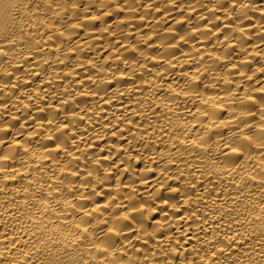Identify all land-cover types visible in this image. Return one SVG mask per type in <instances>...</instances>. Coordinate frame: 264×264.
<instances>
[{
    "label": "bare ground",
    "instance_id": "obj_1",
    "mask_svg": "<svg viewBox=\"0 0 264 264\" xmlns=\"http://www.w3.org/2000/svg\"><path fill=\"white\" fill-rule=\"evenodd\" d=\"M26 12L25 59L0 54V248L20 249L19 264L84 237L101 264L117 251L119 264L259 254V238L233 239L245 214L264 213L259 190L241 200L234 187L264 188L259 17L241 39L230 0H28ZM158 153L171 157L167 185Z\"/></svg>",
    "mask_w": 264,
    "mask_h": 264
},
{
    "label": "clouds",
    "instance_id": "obj_2",
    "mask_svg": "<svg viewBox=\"0 0 264 264\" xmlns=\"http://www.w3.org/2000/svg\"><path fill=\"white\" fill-rule=\"evenodd\" d=\"M27 2L28 0H0V54H12L13 57H15V62L17 63L22 62L25 59L22 46L24 40L29 38L28 34L24 31L27 27V21L31 19L26 12ZM230 2L240 14L239 16L241 19V24L237 27L244 28V31L240 33V38L243 39L244 36L249 32L248 27L244 25V21L251 20L254 17H259V23L255 25L256 38H264V35H261V33H264V3H258V0H230ZM44 3H47V0H44ZM216 3L220 4L221 0H216ZM32 39L34 42V38ZM17 50L20 51L18 52ZM245 51L247 50L245 49ZM10 67L11 64H9V68ZM6 71L7 69H5L3 65H0V72ZM245 79H247V77H245ZM173 100H175V97H173ZM151 108L152 103L151 101H148L144 111L146 113L150 112ZM167 115V108L164 107L163 115L157 119L164 121ZM163 127L172 129V122L168 121L164 123ZM153 128L155 129L154 135H163V133L160 131L161 124L153 125ZM141 140H144L143 136H141ZM156 158L160 164L164 166V171L161 174L159 183L167 185V161L171 159V157L163 153H158L156 154ZM234 187L236 196L240 197L241 200L250 199L251 197L249 196V192H254L257 190L261 192L260 199H264V188L249 189L247 183H241L240 185H236ZM129 199H131V197H129ZM150 199H154V197H150ZM135 211H142L138 204L135 208ZM144 211H146V209H144ZM225 212H227V209H225ZM125 219V217L115 215L111 220L114 230L119 231L121 235L127 227L126 225L122 224ZM147 223V220L140 221V224ZM167 227V221L155 226V230L148 234V238H153L155 235L159 234L161 229ZM238 229L240 231V235L233 237V239H238L245 233H248L249 237L259 238L261 245H264V213H262L260 216L252 217H249L247 214H245V220L241 222L240 225H238ZM139 230L141 233L146 232V228L143 227H141ZM111 235V233H105L103 236L104 242L107 244L109 249L115 247L114 242L110 240ZM141 238H143V236ZM164 243L168 249L171 248L170 244H167V242ZM217 243H225V241L223 238H218ZM94 244L95 241L89 239L88 237H84L75 245H57L51 249H49L46 244H42L39 248L30 249L26 259L30 261L31 264H85V261H87L88 264H101L96 254ZM89 245H91V247H89ZM230 246L231 241H227L226 247L230 248ZM57 248H61L62 250L57 251ZM131 251L135 252L134 246L131 248ZM19 252L20 249H17L15 252H13L11 248H0V264H4L5 261H8L9 264H11L13 260L17 261V264H19V256H17V253ZM100 255L105 257L103 264H119V260L122 259L119 256L118 251L114 257L108 256L107 252L100 253ZM241 255L243 256V254ZM217 259L219 260L221 257L218 256ZM225 261L226 264H264V249H262L259 254H257L254 250L251 251L248 256L244 257L243 261L240 259V257L235 259L230 257L225 258ZM129 264H140V262L133 259L129 262Z\"/></svg>",
    "mask_w": 264,
    "mask_h": 264
}]
</instances>
